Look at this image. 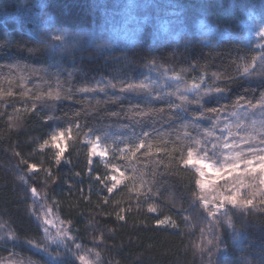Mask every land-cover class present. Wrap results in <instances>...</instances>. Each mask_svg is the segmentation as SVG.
I'll list each match as a JSON object with an SVG mask.
<instances>
[{
  "label": "trees",
  "instance_id": "16d2710c",
  "mask_svg": "<svg viewBox=\"0 0 264 264\" xmlns=\"http://www.w3.org/2000/svg\"><path fill=\"white\" fill-rule=\"evenodd\" d=\"M184 1L202 8L218 32L197 33L183 27L174 34L159 22L155 29L133 34L127 29L135 0H0V259L17 253L47 264V257L27 244L31 240L46 246L41 202L71 228L77 243L100 253L99 264H264V205L243 215L239 209L229 212L235 228L244 233L240 238L223 224L210 232L211 218H205L199 203L193 206V194H199L194 170L177 167L175 160L156 152L157 146L169 151L174 144L179 147L176 138L185 131L197 135L196 129L181 128L183 121L177 118L176 109L136 121L127 111L131 105L143 106L134 95L115 100L111 89L107 94L78 91L107 80L117 84L115 94L119 95L121 82L149 81L152 73L159 72L180 75L187 83L204 76V88L226 89L219 103L229 107L219 117H205L201 129L217 118H230L235 111L242 116L249 113L243 116L244 123L259 118L258 110L244 104L237 109L234 102L242 96L256 104L264 93L259 61L250 76L241 78L239 68L261 54L259 45L264 40L249 30L248 23L264 22V0ZM164 2L170 14L183 13V4L175 8L173 0ZM61 34L66 43L53 49L51 37ZM214 73L222 80L217 81ZM57 83L64 90L61 100L35 101L36 95L55 89ZM69 89L72 99L63 98ZM33 102L37 108L25 111ZM195 107L190 105L188 113L179 115L190 117ZM113 112L119 116H111ZM77 122L79 131L73 127L72 139L61 142L66 150L57 164L51 142L41 145L55 130ZM90 130L93 136L106 137L102 143L113 147L120 140L131 144L144 131L152 133L151 152L144 156L141 149L134 161L145 173L143 189L130 191L132 182L127 181L113 193L107 192L96 176L105 177L109 162L119 164L126 176L131 173L120 154L111 150L106 158L92 157L89 163L85 134ZM158 137L169 143L163 144ZM22 158L36 164L37 171L29 174ZM157 160L163 163L157 165ZM105 184L110 186L107 180ZM33 186L38 193L35 197L30 191ZM149 187L151 192L145 195ZM150 206L156 211H150ZM184 216L191 217L190 224ZM165 217L178 227L158 226L156 220ZM10 232L15 240L8 238ZM100 236L103 242L93 243ZM208 240L213 243L207 244ZM60 253L63 258L64 252Z\"/></svg>",
  "mask_w": 264,
  "mask_h": 264
},
{
  "label": "snow or ice",
  "instance_id": "6c2138e0",
  "mask_svg": "<svg viewBox=\"0 0 264 264\" xmlns=\"http://www.w3.org/2000/svg\"><path fill=\"white\" fill-rule=\"evenodd\" d=\"M256 35L264 40V25L258 26ZM51 47L53 49L60 47L61 44L66 43V36L56 35L51 37ZM261 49V54L257 57L252 58V63H245L240 65L241 78L252 75L255 71L256 62L259 61L261 73L264 74V44L259 45ZM34 51L29 49V52ZM69 76L72 72L68 73ZM217 81H221L222 77L219 74H213ZM167 79L174 80L176 87L173 91L168 92H157L156 96L153 97L152 93L155 91L154 85L155 81L143 80L138 83L134 82H121L122 86L119 88V95L115 94L117 89L116 83H111L107 80L97 81V86L95 88H80L78 91L83 93L88 92H99L107 94L108 90H113V99L119 100L120 96L132 94L142 101L141 104L131 105L128 108V113H130V119L136 121H144L153 119L158 115H162L166 112H171L173 109L177 110V118L181 119V128L188 129L193 128L197 130V135L192 136L189 132L185 131L183 136H177L176 143H179V147L175 144L169 151L165 146H157V153H165L169 156L170 160H175L177 167H182L185 169L194 170V182L197 187L198 193L193 194V200L195 206L199 203L201 206L202 213L205 214V218H211L209 223L211 227L209 231H213L218 225H226L232 228L235 233V238H240L243 236L242 230L235 228L233 224L232 216L229 215L230 211H235L239 209L240 213L243 215L250 209L256 208L259 205H264V93H262L256 104H252L250 101H246L245 97L238 96L234 102V106L239 109L242 104L246 105L247 108L258 110L260 113V119H253L250 124L242 122L241 115L238 111L232 113L230 118L219 119L210 122V126L207 128H200L201 123L204 121L205 117L210 115H216L219 117L221 113H226L228 105H222L219 103L221 99L225 98L226 89L220 87H208L204 88L203 85L206 82L204 76L199 78V82L193 81L192 83H187L183 80L180 75H175L174 77H166ZM183 84V87L180 85ZM59 83L55 89L49 88L47 92L40 93L36 95L35 101H59L62 99V92ZM68 95L63 98L72 99L71 90H67ZM191 93V97L189 96ZM11 95V93H9ZM175 97L176 99H173ZM179 101V102H177ZM156 102H162L165 107H153ZM215 103L216 107H206V105ZM195 105L196 107L192 109L193 115L185 118L180 116V113H188L189 106ZM37 108V103L33 102L31 109H26L25 111L35 110ZM79 116V113L75 114ZM111 116H119V113L113 112ZM249 113H244L246 117ZM46 119H55L53 116H47ZM222 125V127H221ZM259 126V127H257ZM73 127L79 131L80 124L77 122L75 125H69L67 128H62L55 130L49 137L48 140L44 141V146L48 145L50 142L52 146L56 149L55 152V162L60 163L64 152L66 150V145L61 146V142L65 140H71L73 135ZM251 128V133L249 135L241 136L240 131H248ZM233 129L236 131L234 132ZM219 131V135H217ZM152 133L144 131L139 136H137L131 144L126 143L123 140L119 142H114V147L112 145L103 144L102 141L106 137L101 135L93 136L90 130L85 134L86 143L89 146V163H92V157L99 156L101 158H106L111 150L113 153H119L120 159L126 161L123 165L127 170L130 171L131 175L126 176L125 171H121V166L117 163L109 162L106 167L109 169L108 173L103 179L100 176H96V179L104 184L108 193H113L114 189H117L118 185L126 184L127 181L132 182L133 189H143L145 184V173L140 172L135 166V159L137 158V153H140L141 149H144V156H148L153 147V142L150 140ZM163 141V144L167 145L169 141L163 140L162 137H158ZM188 141L187 143H182L181 141ZM123 144V147L120 145ZM176 153H179L177 156ZM16 155H20L16 153ZM22 163L27 165V172L29 174L37 171V165L34 163H28L27 160L22 158ZM163 163L162 160H157L156 164L159 165ZM168 167V165H165ZM214 170V174L223 179V190L217 191L214 187L212 191L215 193L210 201L208 196L205 195L207 191L204 177L208 175V170ZM239 170V171H238ZM91 172L92 169L90 168ZM227 174V176H225ZM48 175H51L49 172ZM21 180L27 184V180L23 176L20 177ZM110 182V186L105 184V181ZM246 180L253 181V183H246ZM139 181V184H137ZM30 191L35 197L38 195L36 187H31ZM151 192V187L147 189L145 195ZM139 194V191H138ZM245 196L248 198L245 199ZM258 201V202H257ZM150 211L155 212L156 209L150 206ZM51 209H48V213ZM39 219L40 217L37 216ZM118 219L124 220L123 215H119ZM184 221L190 224L191 217L184 216ZM63 223V222H62ZM70 221L68 224L70 225ZM43 224L45 240L51 241V243L56 244L59 247L60 244H64L65 252L63 253V258L61 253L57 252L55 257L49 252L48 247L42 244H36L34 241H27V244L34 248L38 254H43L47 257V264H99L100 253L95 252L93 249H84L83 245L76 242V237L71 235V228L65 227L62 229H57V235L51 236L49 234V228L47 225L53 224L52 220L44 219ZM156 224L158 226L169 224L172 227H178L174 220L170 217H165L164 219H157ZM204 229H201V234L203 235ZM8 238L15 240V234L9 233ZM3 239V237H0ZM214 239L219 240V236H214ZM103 236L98 237L93 243H102ZM212 240H208L207 244H212ZM218 247V245H217ZM95 258V260L92 259Z\"/></svg>",
  "mask_w": 264,
  "mask_h": 264
},
{
  "label": "rangeland",
  "instance_id": "374dc122",
  "mask_svg": "<svg viewBox=\"0 0 264 264\" xmlns=\"http://www.w3.org/2000/svg\"><path fill=\"white\" fill-rule=\"evenodd\" d=\"M173 1H174V5L177 6L175 8H178L180 4L184 5L183 13L180 12L179 14L176 13L175 11H172L170 14V11L168 10L164 0H135V3L130 12L131 16L128 21L127 30L133 34H135L137 31H139V33L144 34L147 29L149 30L150 27H153L155 29V27L158 26V23L162 22L164 28L169 27L171 32H173L174 34L180 31L181 29H183V27H188L190 30H194L197 33L206 32L207 34L209 33L213 34L218 32V30L214 26L210 25L211 21L209 20V17L203 12L202 8L189 5V3L184 0H173ZM262 25H264V22L261 20L260 21L257 20L253 22L251 21L248 23L249 30L255 35L258 26H262ZM78 35H80V33H78ZM102 36H104V34H102L101 37ZM174 76H175L174 74H168L166 72H159L158 74L152 73L149 81L156 82V84L154 85L156 89L155 91L168 92V91H173L175 89L176 83L174 80L167 79L166 77H174ZM195 81L199 82V78L196 79ZM192 82H188V83L190 84ZM183 86H184L183 84L180 85V87ZM155 91H153L152 95L155 93ZM191 95L192 94L189 93L190 97ZM173 99L176 98L173 97ZM257 115H260V113H257ZM243 116L241 115L242 122L245 120L244 119L245 116L244 117ZM253 119H260V117L258 118L254 116ZM248 122L250 121H247L245 123L248 124ZM233 131L235 132L236 130L233 129ZM249 134H252L250 127L248 131L239 132V135L241 136H245ZM225 176H227V174H225ZM203 179L205 181V185L207 188L205 195H207L209 200L211 201L213 195L215 194L212 191L214 187L216 188L217 191L223 190V179L217 177L214 174V170L211 169L208 170V175ZM246 183H253V181L246 180ZM247 198L248 197L245 196V199ZM39 205L41 212L43 213L44 216L42 217L43 220L46 218L53 221V224L47 225V227L49 228V234L51 236H56L57 229L65 228V226L61 221H59V219H57V217H54L52 215V212L48 213L47 207L44 208L41 202H39ZM46 246L48 247L49 252L52 253L54 257L57 252H65L63 243L60 244L59 247H57L56 244H53L51 243V241L46 240ZM92 259L94 260V258ZM0 264H39V263L27 257L18 255L17 253H12L3 259H0Z\"/></svg>",
  "mask_w": 264,
  "mask_h": 264
}]
</instances>
